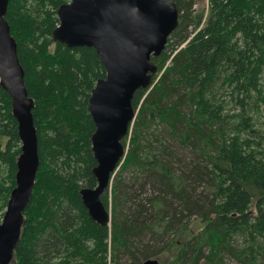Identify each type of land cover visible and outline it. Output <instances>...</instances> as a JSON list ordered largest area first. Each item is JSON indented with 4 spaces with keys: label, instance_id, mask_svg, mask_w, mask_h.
Returning <instances> with one entry per match:
<instances>
[{
    "label": "trees",
    "instance_id": "1",
    "mask_svg": "<svg viewBox=\"0 0 264 264\" xmlns=\"http://www.w3.org/2000/svg\"><path fill=\"white\" fill-rule=\"evenodd\" d=\"M172 1L179 25L152 59L155 86L135 93L127 156L102 197L111 224L101 226L80 191L97 187L89 99L105 66L94 48L53 41L69 0H10L40 157L10 264H264V0ZM21 148L0 85V224Z\"/></svg>",
    "mask_w": 264,
    "mask_h": 264
},
{
    "label": "water",
    "instance_id": "2",
    "mask_svg": "<svg viewBox=\"0 0 264 264\" xmlns=\"http://www.w3.org/2000/svg\"><path fill=\"white\" fill-rule=\"evenodd\" d=\"M10 0H0V85L12 99L18 123L21 156L16 187L0 224V264H10L20 240L24 211L33 194L40 167L39 140L33 118V100L25 84L18 45L6 20ZM59 26L52 32L55 43L69 49L94 48L106 69L89 99L96 126L92 151L97 162L93 174L97 187L80 191L89 216L101 226L111 224V210L102 197L127 156L124 140L137 117L135 93L151 90L158 73L153 58L165 50L179 25V10L172 0H70L57 10ZM144 264H161L149 259Z\"/></svg>",
    "mask_w": 264,
    "mask_h": 264
},
{
    "label": "rangeland",
    "instance_id": "3",
    "mask_svg": "<svg viewBox=\"0 0 264 264\" xmlns=\"http://www.w3.org/2000/svg\"><path fill=\"white\" fill-rule=\"evenodd\" d=\"M70 1V0H69ZM129 175V174H128ZM195 215H191L189 217H187L184 221H186V223L193 225V229L195 231H197L199 228L202 227V224L200 222V220H196L195 221ZM197 219V218H196ZM174 238V235L173 234H168L167 236H165L164 238L160 239L161 241L160 242H154L152 243L153 246L156 248V249H162V248H167L168 247V244L171 242V240ZM150 241L149 237H142L139 239L138 242L140 243H144V244H147L148 242ZM170 241V242H169ZM169 256L167 257H162V258H159V261L162 263V264H168L169 262ZM124 264L127 263V257L126 259L123 260ZM130 263V262H129ZM226 264H236L235 262L229 260L227 261Z\"/></svg>",
    "mask_w": 264,
    "mask_h": 264
}]
</instances>
